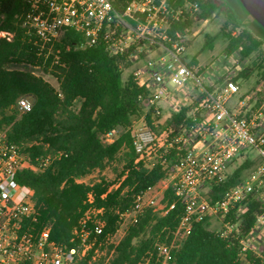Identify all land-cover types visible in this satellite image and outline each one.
<instances>
[{
  "label": "built area",
  "instance_id": "obj_1",
  "mask_svg": "<svg viewBox=\"0 0 264 264\" xmlns=\"http://www.w3.org/2000/svg\"><path fill=\"white\" fill-rule=\"evenodd\" d=\"M24 1L29 6L25 25L40 42L55 41L65 30H74L83 38L81 47L103 45L123 60L121 67L145 89L140 97L144 116L134 119L130 127L137 162L149 170L166 167L160 183L164 190L173 188L184 210L172 241L156 246L157 264L170 263L194 223H217L216 232L223 239L238 233L249 198L264 203V77L250 92L242 91L241 75L250 59L238 51L224 50L213 63L201 64L198 58L197 64L191 63L195 58L188 59L185 52L188 39L198 34L196 26L180 30L176 24L195 17L198 1L131 0L122 7L116 0ZM208 20H196V24ZM0 36L12 37L6 32ZM235 98L237 105L230 108ZM17 108L28 113L33 103L24 97ZM184 109H188L186 117L177 128L162 127ZM149 113L159 130L148 124ZM9 130L0 129V264H79L91 250L96 254L115 237L119 242L145 209L165 213L167 205L147 198L152 188L138 195L130 208L118 212L119 226L113 234L104 235L103 209L91 205L73 231L74 246L50 240L48 228L35 236L26 227L37 219L33 192L17 176L27 170L43 172L61 154L33 158L9 140ZM120 135V128H113L104 134L103 142L113 143ZM249 149L257 153L260 164L254 165L246 156ZM241 159L253 165L245 171L248 174L213 200V187L227 182ZM85 179L78 182L86 183ZM88 202L92 204V195ZM174 207L175 203L169 209ZM239 244L243 264H264V212Z\"/></svg>",
  "mask_w": 264,
  "mask_h": 264
},
{
  "label": "trees",
  "instance_id": "obj_2",
  "mask_svg": "<svg viewBox=\"0 0 264 264\" xmlns=\"http://www.w3.org/2000/svg\"><path fill=\"white\" fill-rule=\"evenodd\" d=\"M130 1L116 0L115 4L122 7ZM197 1L199 9L195 17L177 23L176 28H192L196 20H207L225 8L223 0ZM236 10L240 16L222 28V34L229 40L225 50L238 51L250 59L241 75L242 84L259 69L257 85L264 77V58L259 62L254 54L262 41L246 28L232 35L233 29L248 21L240 9ZM28 11L24 0H0V33L12 35L10 40L0 36V129L10 127L9 140L33 158L61 154L45 171H23L17 180L31 188L38 210L36 221L26 227L35 236L48 228L50 240L72 247L73 231L91 205L103 209L104 235L113 234L119 226L118 212L130 208L138 195H144L164 180L167 169L157 165L149 170L137 162L130 127L144 113L145 104L140 97L145 95V89L133 76L123 79V60L109 54L103 45L81 47L82 36L71 29L55 41L40 42L25 25ZM230 24L234 27L231 30ZM209 45L212 47L213 41ZM191 63L198 61L195 58ZM29 68L42 74L37 75ZM44 76L54 78L57 86ZM24 97L33 100V109L22 114L17 102ZM187 111L173 116L162 127L177 128ZM146 120L159 130L152 125L151 113ZM113 128H121L123 132L113 143H104V134ZM113 163L121 166L117 181L78 182ZM251 167L252 163L245 162L227 182L214 186L213 200L221 198ZM115 185L118 187L111 189ZM89 195L93 197L92 204L88 202ZM162 201L167 205L165 213L145 209L139 221L129 227L108 264H139L150 255L155 260L156 244L172 241L184 210L171 187L166 189ZM173 203L174 209H169ZM247 206L239 221V232L230 239L221 238L208 220L194 223L182 245L173 251L169 264H243L239 239L264 212V203L253 197ZM94 250L79 264H88ZM248 258L253 259L252 254Z\"/></svg>",
  "mask_w": 264,
  "mask_h": 264
},
{
  "label": "rangeland",
  "instance_id": "obj_3",
  "mask_svg": "<svg viewBox=\"0 0 264 264\" xmlns=\"http://www.w3.org/2000/svg\"><path fill=\"white\" fill-rule=\"evenodd\" d=\"M223 3L225 5V8L219 15H213L209 18L207 22L200 23L199 25L196 24L195 26V32L198 34L194 38H190L187 41L186 45V52L185 55L188 59L198 58L199 62L201 64L210 63L213 61H216L218 58H221L223 56V53L225 52V48L229 43V40L224 37L222 34V28L224 27L225 23L232 22L233 19L238 18V12L236 9H239L237 3L235 0H223ZM233 27L232 24H230L229 29L231 30ZM250 29V24L243 23L240 28H235L232 30V35L239 34L242 29ZM229 30V31H230ZM252 32V31H251ZM252 34L258 38L253 32ZM3 37V36H1ZM60 38V37H59ZM259 39V38H258ZM213 41V46L211 47L209 45V42ZM255 57L257 58L259 62L262 61L264 58V43L262 42V45L260 48L255 52ZM256 58H254L256 60ZM18 69H23V67L18 66ZM30 70L34 71L37 75H41L42 73L35 68H29ZM129 75L128 71H125L123 74V79L126 80ZM261 72L258 70H255L251 79L249 81L244 82L243 84V90L244 92L248 91L250 92L252 89H254L256 86L257 80L260 78ZM46 80H48L52 85L57 86V81L50 77V76H44ZM26 98V97H25ZM29 100L33 103V100L29 98ZM237 99L235 98L228 106L230 108H233L237 105ZM144 116V113H142L141 116L137 117L140 118ZM8 128V127H5ZM123 130L120 128V133H122ZM247 157L254 160V165L260 164L261 160L258 157L257 153L253 149H249L247 151ZM244 160L237 161L233 168L232 172L239 168L241 165H243ZM253 166V165H252ZM121 172V166L117 163H113L109 167H107L103 171L96 170L91 175L86 177L85 182L87 184L94 183L98 180L105 179L109 182L117 181L118 176ZM248 174V172H246ZM245 173V175H246ZM118 187V185L112 186L111 189H114ZM166 190H164V185L162 183H159L154 187V189L147 194L148 199H156L157 201H160L162 205L163 204V197ZM161 213V212H159ZM216 228L219 229V225L217 223H214L211 225V229L216 231ZM115 233V232H114ZM127 232L125 233V235ZM124 235V237H125ZM123 237V238H124ZM122 238V239H123ZM122 239L118 241V239L115 237L111 240V242L104 243L102 247L98 250V252L95 254V252L92 254V259H90L88 264H108L109 261L114 257L115 250L117 245L122 241ZM117 242V244H113V242ZM160 244L159 242L156 244V246ZM89 255V254H88ZM87 255V256H88ZM86 256V257H87ZM82 259L81 261L85 260ZM139 264H157V260H153V255H150L149 257L145 258L142 262Z\"/></svg>",
  "mask_w": 264,
  "mask_h": 264
},
{
  "label": "water",
  "instance_id": "obj_4",
  "mask_svg": "<svg viewBox=\"0 0 264 264\" xmlns=\"http://www.w3.org/2000/svg\"><path fill=\"white\" fill-rule=\"evenodd\" d=\"M246 19L264 31V0H235Z\"/></svg>",
  "mask_w": 264,
  "mask_h": 264
},
{
  "label": "flooded vegetation",
  "instance_id": "obj_5",
  "mask_svg": "<svg viewBox=\"0 0 264 264\" xmlns=\"http://www.w3.org/2000/svg\"><path fill=\"white\" fill-rule=\"evenodd\" d=\"M238 16H240L238 14ZM245 23L250 24L251 31L264 43V31L255 26L254 24L250 23L249 21H245Z\"/></svg>",
  "mask_w": 264,
  "mask_h": 264
}]
</instances>
